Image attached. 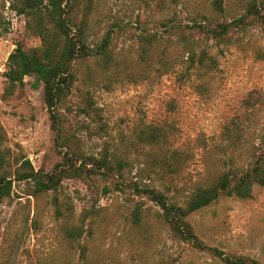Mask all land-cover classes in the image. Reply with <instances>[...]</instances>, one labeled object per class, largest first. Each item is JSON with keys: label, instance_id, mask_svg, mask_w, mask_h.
Here are the masks:
<instances>
[{"label": "rangeland", "instance_id": "obj_1", "mask_svg": "<svg viewBox=\"0 0 264 264\" xmlns=\"http://www.w3.org/2000/svg\"><path fill=\"white\" fill-rule=\"evenodd\" d=\"M221 1L222 11L216 0H70L73 34L82 28L93 50L108 39L113 60L106 67L90 56L77 65L59 108L58 140L43 83L34 88L33 76L12 86L6 76L18 43L41 45L28 26L36 16L20 11L23 0H0V124L11 177L25 160L51 173L67 151L126 161L120 177L65 178L57 191L35 194L33 181H14L0 209V264H227L177 238L160 206L134 188H155L184 205L197 187L228 169H248L264 151V25L233 27L221 42L192 29L231 22L264 0ZM192 39L217 68H191ZM149 125L162 126L167 140L142 142ZM188 221L208 247L264 264V186L247 199L222 197ZM73 226L83 228L77 240L67 232Z\"/></svg>", "mask_w": 264, "mask_h": 264}, {"label": "trees", "instance_id": "obj_2", "mask_svg": "<svg viewBox=\"0 0 264 264\" xmlns=\"http://www.w3.org/2000/svg\"><path fill=\"white\" fill-rule=\"evenodd\" d=\"M216 6L219 10H223L221 0H216ZM20 11L31 16V19L36 16V23L29 22L28 26L41 38V45L38 48L26 50L22 43H18L9 55L6 76L12 86L19 84L24 87L25 78L33 76L36 77L32 85L34 88L43 83L51 127L57 133L59 140L62 121L59 108L77 80V65L90 56H101L108 67L107 62L113 60L108 49L109 41L105 39L97 50H93L88 46L82 28L78 35L73 34V27L78 26L70 15L72 11L70 0H23ZM253 22H260L264 25V2L261 6L251 4L246 14L231 22L218 23L214 27L195 23L192 29L199 28L206 38L221 42L228 39L233 27L245 29ZM199 46L197 39H192V42L187 43L191 68L199 71L217 68L216 57L211 55L206 48L199 50ZM144 54L147 58L144 57L143 60L151 59L146 49ZM167 138V133L159 125H149L140 134L141 141L150 145L162 144ZM4 139V131L0 124V209L4 200L11 196L14 181H33L34 192L39 194L57 191L65 178L83 179L85 176L91 177L92 175H100L107 179L120 177L126 165L125 160L117 158L114 154L110 155L108 152L101 158H95L85 157L82 154L77 157L76 153L67 151L63 162L58 163L51 173L36 172L31 162L25 160L21 168L17 169L15 178H12L7 169L6 150L2 145ZM61 146L66 147V145ZM176 153L174 151L171 157H174ZM78 158L82 160L80 165L76 163ZM177 161L180 162V158ZM165 165L167 166L168 163ZM256 185L264 186V151L253 155L248 169L242 172H238L235 168L228 169L213 182L197 187L184 205L171 201L165 193L155 188H140L137 184L134 188L138 193L146 195L160 206L163 222L177 238L191 242L200 250L214 251L227 264H260L256 260L242 256H229L218 249L208 247L198 237L188 221L192 213L210 206L222 197L235 196L242 199L252 197L253 188ZM117 188H121L120 185L117 184ZM57 211L61 212L59 207ZM133 218L135 223L140 222V208L135 209ZM67 232L69 237L77 240L82 236L83 228L81 226L68 227Z\"/></svg>", "mask_w": 264, "mask_h": 264}]
</instances>
